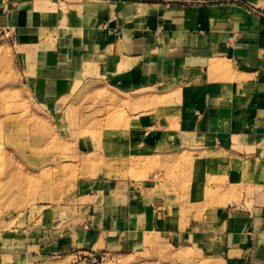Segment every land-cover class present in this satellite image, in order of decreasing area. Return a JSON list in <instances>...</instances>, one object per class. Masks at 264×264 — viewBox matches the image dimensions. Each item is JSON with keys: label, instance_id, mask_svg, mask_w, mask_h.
Listing matches in <instances>:
<instances>
[{"label": "crops", "instance_id": "1", "mask_svg": "<svg viewBox=\"0 0 264 264\" xmlns=\"http://www.w3.org/2000/svg\"><path fill=\"white\" fill-rule=\"evenodd\" d=\"M5 26L24 78L50 105L78 82L127 92L192 80L198 106L187 142L237 170L227 173L223 203L199 216L197 202L119 187L66 244L33 240L24 248L36 251L14 260L1 253L0 264H60L41 261L53 253L116 256L148 232L209 248L215 264H264V0H0ZM153 135L157 144L181 138H142Z\"/></svg>", "mask_w": 264, "mask_h": 264}, {"label": "rangeland", "instance_id": "2", "mask_svg": "<svg viewBox=\"0 0 264 264\" xmlns=\"http://www.w3.org/2000/svg\"><path fill=\"white\" fill-rule=\"evenodd\" d=\"M13 41L0 42V254L13 260L30 254L36 250L24 247L33 240L66 244L69 233L119 187L142 186L150 194L197 202L198 208L192 206L197 216L223 203L227 173L237 168L223 155L189 146L198 106L192 80L127 92L99 81L78 82L60 104L50 105L24 78ZM159 132L181 138L170 144H157L156 135L147 143L142 138ZM182 212V221H188V210ZM72 259L76 264L216 261L209 248L181 244L162 232L145 233L137 248L116 256L53 253L41 261Z\"/></svg>", "mask_w": 264, "mask_h": 264}, {"label": "built area", "instance_id": "3", "mask_svg": "<svg viewBox=\"0 0 264 264\" xmlns=\"http://www.w3.org/2000/svg\"><path fill=\"white\" fill-rule=\"evenodd\" d=\"M4 40H14V30L9 26L0 27V42Z\"/></svg>", "mask_w": 264, "mask_h": 264}, {"label": "bare ground", "instance_id": "4", "mask_svg": "<svg viewBox=\"0 0 264 264\" xmlns=\"http://www.w3.org/2000/svg\"><path fill=\"white\" fill-rule=\"evenodd\" d=\"M219 264H221V263H219Z\"/></svg>", "mask_w": 264, "mask_h": 264}]
</instances>
